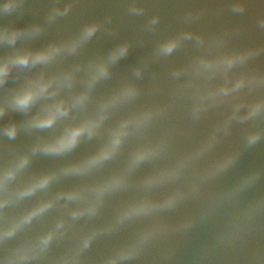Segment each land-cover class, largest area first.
Listing matches in <instances>:
<instances>
[{
  "label": "water",
  "instance_id": "water-1",
  "mask_svg": "<svg viewBox=\"0 0 264 264\" xmlns=\"http://www.w3.org/2000/svg\"><path fill=\"white\" fill-rule=\"evenodd\" d=\"M10 0H0V31L5 28L42 27V32L22 38L15 45H0V60L19 49H40L51 44H67L75 40L85 27L98 24L96 33L75 52H64L52 64L14 73L0 89V105L6 103L13 89L27 79L45 72L51 76L76 69V84L61 96L67 97L83 90L89 69L108 59L116 48L127 44L128 52L111 65L110 75L101 79L92 90L88 112L92 113L102 101L112 97L128 84L138 89L129 101L111 110L101 134L83 141L64 156L33 158L29 172H45L79 161L99 150L112 127L123 119L148 109L159 108L161 113L141 134L128 137L118 156L88 177H66L57 182L52 191H60L79 183H95L104 177L123 171L132 154L144 145L163 144V151L155 158L142 162L129 174L126 188L108 194L99 212L77 219L71 212L82 205L57 206L43 220L34 222L30 234L49 230L57 220L67 221L66 234L53 241L46 257L33 264H56L68 250L76 249L83 238L97 232L91 245L80 254L79 264H104V261L146 231L162 229L132 259L120 264H264V223L247 243L234 248L218 245V236L226 230L235 214L250 203L264 200V135L255 144H248L252 132L264 133V116L255 120H232L235 104L241 99L252 100L264 96V88L251 93L247 89L234 93L235 99L214 105L196 115L194 99L187 95L185 85L191 76L178 71L187 69L201 56H215L223 52L264 48V0H16L17 6L5 10ZM243 3L244 11L234 10ZM136 4L144 9L131 11ZM66 13L50 19L55 10ZM159 17L155 24L152 20ZM192 33L171 54L158 53L159 46L182 33ZM198 37L203 38L200 43ZM140 69V75L137 70ZM244 72L264 74V52L246 65L236 66L229 76L234 82ZM214 86L224 83L218 76ZM37 109L25 114L9 108L0 116V167L16 156L29 152L41 136L50 131H27L23 124ZM247 108L241 109L244 115ZM75 114V113H74ZM10 123L21 125L15 138L3 134ZM227 124V128L225 125ZM232 158L226 168L219 166ZM187 161L180 174L165 183L146 187L144 180L164 169L175 168ZM258 174L255 182L240 188L242 181ZM182 193L176 205L160 208L146 216L119 218L131 204L148 198L163 202L169 196ZM41 194L31 198L39 199ZM64 202L61 201V205ZM191 221V227L183 225ZM18 242V237L0 243V264L3 255ZM259 253V258L253 259Z\"/></svg>",
  "mask_w": 264,
  "mask_h": 264
},
{
  "label": "clouds",
  "instance_id": "clouds-1",
  "mask_svg": "<svg viewBox=\"0 0 264 264\" xmlns=\"http://www.w3.org/2000/svg\"><path fill=\"white\" fill-rule=\"evenodd\" d=\"M16 0H10L5 4V10L16 7ZM245 5L237 3L234 10L244 11ZM131 11L141 13L144 9L136 4L131 5ZM57 9L50 19L66 13ZM159 17L152 20L155 24ZM99 25L92 24L83 30L75 40L67 44H51L40 49H19L14 54L0 60V89L8 84L10 79H19L14 73L27 69H33L38 65L47 66L54 63L62 53L75 52L81 44L88 41L97 31ZM42 27L33 25L27 28H5L0 31V45H15L22 38H30L42 32ZM192 33H182L159 46L158 53L167 56L182 45L185 40L192 38ZM200 43L203 38L198 37ZM128 52V45H122L113 50L108 59L100 61L89 69V75L84 81L83 90L75 92L67 97L61 96L66 89H72L76 84V69L64 71L51 76L45 72L30 77L25 83L13 89L7 97L6 103L0 105V116L11 108L21 113H31L37 109L23 124L27 131H50L51 135L41 136L32 146L31 150L22 153L0 167V243L11 238L18 237L10 251L3 255V264H33L34 261L46 257L53 241L63 238L66 234L67 221L64 218L57 220L49 230L36 235L30 234L34 222L43 220L57 206L67 208L69 204L82 205L71 212L75 220L81 216L96 215L104 203L105 197L113 192L124 189L129 184V174L142 162L157 157L163 151V144L144 145L137 149L131 156L127 167L123 171L104 177L95 183H79L60 191H52L53 186L66 177H88L103 168L109 161L119 155L129 136L141 134L153 122L162 109L154 108L134 114L123 119L117 126L108 132L106 141L95 153L75 162L45 172H29L33 158L42 154L44 156H64L74 151L85 140H91L101 134V130L111 115V110L122 103L131 100L138 94V89L133 84L126 85L112 97L102 101L92 113L88 112L92 90L101 80L110 75V68ZM264 52V48H250L223 52L215 56H201L192 64L176 75L186 72L191 79L185 85L187 95L191 96L195 103L193 111L199 115L202 111L214 105L223 103L230 98L235 99L234 93L247 89L249 93L264 88V74L257 72H244L235 81L229 76L233 68L246 65L254 57ZM141 70H137L140 75ZM223 76L224 83L214 86L213 81ZM247 108L244 115H240L241 109ZM75 113V114H74ZM264 116V96L248 100L241 99L235 104L232 115L228 118V124L232 120H255ZM21 125L10 123L3 127V134L9 138H15ZM227 128V124L225 125ZM261 132H252L248 136V144H255L260 140ZM187 161H182L175 168L164 169L147 177L144 180L146 187L177 177L185 167ZM232 163V158L219 166L226 168ZM258 174L245 178L240 188L252 185ZM41 194L39 199L30 202L31 198ZM182 193L169 196L163 202H155L151 199H141L128 206L120 216L123 221L136 217L146 216L160 208L173 207L182 198ZM61 201L64 203L61 205ZM191 221L183 227H191ZM264 223V200L250 203L240 209L230 224L226 226L217 238L218 245L234 248L238 243H247L256 233L257 227ZM162 229L152 228L143 233L138 240L128 246L119 249L115 254L104 261V264H120L121 261L137 256L142 248ZM93 232L83 238L76 249H68L56 262V264H79L80 254L87 249L93 238L97 235ZM259 258V253L253 259Z\"/></svg>",
  "mask_w": 264,
  "mask_h": 264
}]
</instances>
